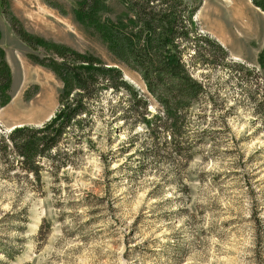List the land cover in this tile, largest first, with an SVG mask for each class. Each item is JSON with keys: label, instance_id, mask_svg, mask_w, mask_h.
<instances>
[{"label": "rangeland", "instance_id": "1", "mask_svg": "<svg viewBox=\"0 0 264 264\" xmlns=\"http://www.w3.org/2000/svg\"><path fill=\"white\" fill-rule=\"evenodd\" d=\"M4 1L26 32L114 63L104 41L77 14L79 0ZM60 5L64 14L56 9ZM209 7L210 0H202L195 17L202 32L226 48L231 63L249 71L195 73L212 96L207 120L214 122L208 126L213 141L188 164L170 159L172 165L139 154L144 137L128 125L98 122L90 136L94 151L76 154L75 166L59 174V185L47 180L44 195L20 193L23 184L0 178V262L264 264V122L239 85L244 75L247 90L264 99V49L254 53L221 37ZM2 10L0 0V49L11 71L12 99L0 109V129L41 124L56 110L61 84L28 58L37 54L17 38ZM99 18L123 23L125 14L107 0ZM120 69L146 94L137 74ZM3 244L14 260L3 255Z\"/></svg>", "mask_w": 264, "mask_h": 264}, {"label": "trees", "instance_id": "2", "mask_svg": "<svg viewBox=\"0 0 264 264\" xmlns=\"http://www.w3.org/2000/svg\"><path fill=\"white\" fill-rule=\"evenodd\" d=\"M106 1L79 0L76 12L104 41L113 64L26 32L1 0L8 25L37 54L28 58L38 61L61 84L58 106L47 121L9 132L0 129V178L23 184L20 193L44 195L47 180L59 185V174L75 166L76 154L83 148L94 151L90 136L102 121L108 125L121 121L143 136L139 154L172 165L170 159L188 164L196 150L213 141L208 126L214 122L207 120L212 96L195 73L207 68L249 73L231 63L226 48L202 32L195 18L202 0H114L124 11L123 23L100 20L99 10ZM250 2L264 13V0ZM56 9L65 13L61 5ZM120 66L140 77L146 94L124 78ZM243 76L239 85L256 103L264 122V99L247 90L250 79ZM30 97L25 94V99ZM11 99V71L0 49V109ZM151 100L155 111L150 109ZM138 128L141 132H136ZM7 250L3 255L14 260Z\"/></svg>", "mask_w": 264, "mask_h": 264}, {"label": "bare ground", "instance_id": "3", "mask_svg": "<svg viewBox=\"0 0 264 264\" xmlns=\"http://www.w3.org/2000/svg\"><path fill=\"white\" fill-rule=\"evenodd\" d=\"M255 10L249 0H210L207 15L221 37L255 53L264 49V18Z\"/></svg>", "mask_w": 264, "mask_h": 264}, {"label": "water", "instance_id": "4", "mask_svg": "<svg viewBox=\"0 0 264 264\" xmlns=\"http://www.w3.org/2000/svg\"><path fill=\"white\" fill-rule=\"evenodd\" d=\"M49 118H50V117H49ZM49 118H48V119H49ZM48 119H47V120H48ZM47 120H46V121H47ZM21 125H25V124H19V125L12 126L10 129H8V132H9L11 129H13L14 127H19V126H21ZM37 125H39V124H37ZM37 125H36V126H37Z\"/></svg>", "mask_w": 264, "mask_h": 264}]
</instances>
